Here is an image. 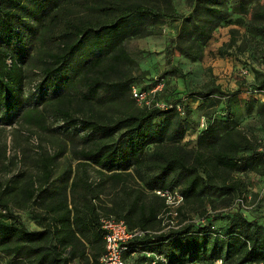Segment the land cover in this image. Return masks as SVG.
<instances>
[{"label":"trees","instance_id":"16d2710c","mask_svg":"<svg viewBox=\"0 0 264 264\" xmlns=\"http://www.w3.org/2000/svg\"><path fill=\"white\" fill-rule=\"evenodd\" d=\"M65 1L70 0H0V95L13 86L14 75L19 71L18 63L11 54V46L16 43L20 47L22 44L19 30L25 22L22 11L32 3L38 9H49L56 16ZM196 1V11L202 17L196 19L195 14L181 17L176 42L182 55L191 60L202 58V47L209 43L214 32L228 18L227 12L220 8V0ZM257 1L237 0L234 8L246 14L247 4ZM100 2L106 3L100 10L113 14L111 21L96 26L69 20L63 34L66 46L60 53L51 55L40 90L60 77L66 81L68 88H72L77 75L88 74L101 63L95 60L87 64L92 52L104 50L112 63H118L124 59L122 46L127 40L151 34L148 26H145L146 21L178 17L174 0H99L97 7ZM256 15L264 17V9L256 12ZM227 25L241 27L244 20H229ZM247 28L249 33L250 27ZM257 29L264 33V25ZM237 33L238 30H230V46L237 44ZM87 81L88 89L83 97L89 101L101 102L103 93L110 103H115L133 89L127 81ZM164 89L165 85L155 94L150 106L115 121L105 115L97 119H75L67 109L60 106L52 108L64 122L67 131L81 128L86 132L84 140L88 146L75 155L79 161L97 168L105 180L85 184L89 193L78 203L72 196L79 187L77 182H72L70 186V197L66 192L38 191L32 185L29 199L40 205L46 217L36 214L40 218L38 226L41 229L30 231L10 214L0 215L3 217L0 218V256L6 262L71 264L78 261L80 264H100L105 254L102 219L114 217L124 221L131 230L150 232L126 244L124 259L127 264L128 257L136 254L140 256L133 264H202L205 261L213 264L218 260L225 264H264V225L258 220H248L240 213L231 218L225 235L217 232L211 223L202 226L201 221L159 232V215L164 208V199L156 191L176 189L178 184H183V189L178 188L185 200L180 208L183 215L187 203L212 192L213 186L208 185L213 178L212 170L235 171L241 175L258 170L264 172V158L260 152L262 140L258 141L257 147H253L241 132L231 126L237 123L235 120L229 123L216 122L215 116L208 118L198 139V149L192 152L180 146L178 138L172 136L166 139L161 136V126H158L157 120L171 111L178 110L182 116L186 111L183 102L178 100L163 103L160 98ZM215 90L221 97L224 95L220 87ZM215 90L203 95L211 97ZM258 90L263 91L262 88ZM240 93L237 91L236 96ZM188 99H196L199 105L205 101L204 97L195 94H190ZM157 102L164 104L165 109L157 107ZM257 103L261 110L264 102ZM247 105L250 103L246 102ZM152 122L156 123L154 128L149 126ZM203 150L210 154H204ZM59 154L41 160L40 177L44 184L52 179V164ZM131 182L134 184L131 185ZM107 183L113 189L121 185L124 199L117 196L110 204L100 200L101 194L94 193L93 189L97 186L102 191ZM129 184L133 188H129ZM148 193H153L155 199L147 200ZM3 206L7 208L5 204ZM217 237L221 240L215 239Z\"/></svg>","mask_w":264,"mask_h":264},{"label":"rangeland","instance_id":"374dc122","mask_svg":"<svg viewBox=\"0 0 264 264\" xmlns=\"http://www.w3.org/2000/svg\"><path fill=\"white\" fill-rule=\"evenodd\" d=\"M174 2L178 17L146 21L145 26H148L147 30L151 34L127 40L122 46L125 52L122 61L112 63L111 57L104 50H96L92 52L87 64L95 60H100L101 63L88 74L77 75L72 88H68L66 81L60 77L44 90H40L39 86L51 55L60 53L66 46L63 34L66 32L67 22L73 20L99 26L111 21L113 14L100 10L106 3L100 2L97 7L99 0L62 2L56 16L49 9H38L32 3L22 11L25 21L19 29L22 44L19 47L12 43L11 46V54L18 63L19 71L14 75L13 86L0 95V215L10 214L28 230L37 231L41 228L38 226L40 218L36 214L42 217L46 215L36 201L29 199L32 185L38 191L47 189L66 192L70 197V186L72 182H77L79 187L72 196L78 203L89 193L85 184L105 180L97 168L79 161L75 155L88 146L84 140L86 132L81 128L67 131L64 122L55 115L52 108L60 106L67 109L75 119H97L98 116L105 115L115 121L143 109L144 106L133 99L132 92L115 103H110L103 93L101 102L86 100L83 95L88 89L87 80L98 79L105 83L127 81L133 88L146 92L157 84L165 83L160 100L163 103H173L176 100L183 102L186 111L184 116L179 115L176 110L160 117L157 124L161 126V136L166 139L172 136L178 138L177 143L189 152L198 149V139L203 133L201 124L214 116L217 117L216 122L220 120L219 122L230 123L235 120L237 123H232L231 126L241 132L253 147H257L258 141L264 139V107L259 110L257 103L263 99L260 95H264V33L257 29L264 25V17L254 16L264 9V0L247 4L246 14L234 8L237 0H220V8L227 12L228 18L214 32L209 43L202 47L203 55L198 60L183 56L176 44L181 17L193 14L196 19L202 17L196 11L197 1ZM238 18L244 20V26L250 27L249 33L247 27L227 25L229 20L234 22ZM231 29L238 30L235 35L237 44L233 46H230ZM220 50L223 55H220ZM217 87L222 89V97L215 90ZM260 88L263 91H259ZM213 89L215 91L211 97L203 95ZM237 91L241 92L238 97ZM190 94L204 97V104L199 105L196 99L187 100ZM246 102L250 103L247 107ZM155 125L152 122L149 126L154 128ZM223 129L221 126L222 132ZM202 152L210 154L206 150ZM58 153L59 156L52 164V179L44 184L40 177L41 160ZM211 174L213 178L208 185L213 186L212 192L187 203L185 211L182 210L183 215L179 211L175 217L168 216L163 221V200L159 232L170 225L171 221L177 227L201 221L202 226L206 227L211 223L217 232L225 235L229 222L236 213L248 220H258L264 225V194L261 195L264 190L263 170L241 175L221 169L212 170ZM130 184L129 188H133ZM121 187L113 189L107 183L102 191L96 186L93 192L100 193V200L110 204L117 196L119 199L125 197ZM176 188L183 189V184H178ZM146 196L147 200L155 199L153 193ZM241 196H244V206L249 209L235 205V201ZM4 204L7 208H4ZM215 239L221 240L219 237ZM139 256L136 254L128 257V264H133ZM14 262L16 261L10 264H15ZM0 264L9 263L0 256ZM71 264L80 263L74 261ZM202 264L211 263L205 261Z\"/></svg>","mask_w":264,"mask_h":264},{"label":"built area","instance_id":"2783aa9c","mask_svg":"<svg viewBox=\"0 0 264 264\" xmlns=\"http://www.w3.org/2000/svg\"><path fill=\"white\" fill-rule=\"evenodd\" d=\"M163 86L164 84H157L155 88L149 92L138 88H133L132 96L139 105L150 106L155 94L161 91ZM156 106L165 109V105L162 103L157 102ZM201 126L204 127L205 123H202ZM260 152L263 154L264 158V140L260 142ZM156 194L165 201V210L164 215L162 216L163 221L165 217H175L177 212H179L180 208L184 205V196L177 188L172 190H159L156 191ZM263 194L264 190L261 192V195ZM247 199L251 200V197L247 196ZM235 205H242L244 208L249 209V207L244 206V196L239 197L235 201ZM163 224H165V222ZM178 228L179 227L175 226L174 222L171 221V224L162 230V232ZM102 229L104 230L105 254L100 259V264H127L126 260L124 259L126 244L135 239L143 238L145 235H147V233H150L140 229L131 230L124 221H119L114 217L102 219ZM159 259L163 261L162 258H158V260ZM214 264L225 263L222 260H218L214 262Z\"/></svg>","mask_w":264,"mask_h":264},{"label":"crops","instance_id":"0c3cea01","mask_svg":"<svg viewBox=\"0 0 264 264\" xmlns=\"http://www.w3.org/2000/svg\"><path fill=\"white\" fill-rule=\"evenodd\" d=\"M263 99L260 102H264V95H260Z\"/></svg>","mask_w":264,"mask_h":264}]
</instances>
